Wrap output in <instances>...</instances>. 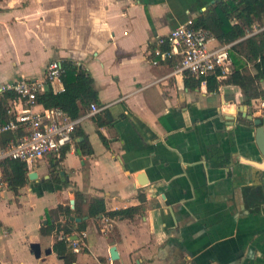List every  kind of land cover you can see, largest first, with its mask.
I'll list each match as a JSON object with an SVG mask.
<instances>
[{"label": "crops", "instance_id": "0c3cea01", "mask_svg": "<svg viewBox=\"0 0 264 264\" xmlns=\"http://www.w3.org/2000/svg\"><path fill=\"white\" fill-rule=\"evenodd\" d=\"M212 1L222 0H0V94L21 77L45 80L51 60H71L93 76L101 109H87L77 128L92 155L77 153L85 139L77 138L64 159L51 154L28 167L38 178L18 196L5 190L34 210L22 222L0 218V264H64L53 250L58 236L39 230L75 191L104 197L108 212L139 211L109 217L107 233L89 221L74 264H264V170H254L251 128V117L264 119L259 103L246 104L233 85L188 88L177 58L153 63L173 29Z\"/></svg>", "mask_w": 264, "mask_h": 264}, {"label": "trees", "instance_id": "16d2710c", "mask_svg": "<svg viewBox=\"0 0 264 264\" xmlns=\"http://www.w3.org/2000/svg\"><path fill=\"white\" fill-rule=\"evenodd\" d=\"M264 25V0H222L210 5L202 11L195 19V28L210 30L218 42L231 45L229 54L233 70L224 79L218 80L220 70L207 79L209 92H217L224 85L239 87L246 98V104L264 98V90L261 83L264 81V32L246 37V30L255 24ZM61 82L64 89L55 92L47 89L37 96V101L45 109L60 108L74 119L80 118L92 104L99 106L100 98L95 88V80L91 73L82 68L76 62L64 60L61 62ZM186 86L194 89L200 86L201 81L196 80L189 74H185ZM20 104L19 96L13 91L0 94V125L8 122L7 111ZM102 124L99 123V126ZM18 135V134H16ZM8 133L0 136V144L16 136ZM85 138L76 142L77 153L90 156L93 147L82 130H77L75 140ZM105 145L108 142L103 137ZM69 149L60 152L64 159ZM4 179L9 188L20 194V190L27 185L29 169L28 166L17 160H6L3 162ZM56 182V181H55ZM74 209L69 204H60L56 208L46 212V219L39 232L41 236H58L63 233L67 239L57 240L53 250L64 264L76 263L77 254L71 248L68 238L75 234L81 235L88 230L89 221H99L103 216L134 219L139 209L128 208L108 212L104 197L88 198L83 192L75 191ZM83 219L80 223L70 220L72 216Z\"/></svg>", "mask_w": 264, "mask_h": 264}, {"label": "built area", "instance_id": "2783aa9c", "mask_svg": "<svg viewBox=\"0 0 264 264\" xmlns=\"http://www.w3.org/2000/svg\"><path fill=\"white\" fill-rule=\"evenodd\" d=\"M195 19L180 24L168 36L169 48L158 49L154 52L155 65L161 60L178 59L176 71L180 74H189L202 84H207V79L220 70L218 80L226 78L231 73L232 61L230 58L231 45L219 44L214 34L204 28L194 27ZM264 32V25L255 24L246 30V37ZM163 42V41H162ZM214 42L215 46L209 47ZM218 43V44H217ZM62 65L60 61L51 60L46 67V79L29 81L23 77L15 83L4 86L1 91L15 92L20 98V104L9 108V120L0 125V136L12 133L18 134L4 145L0 144V191L9 189L4 179L3 162L17 160L31 167L34 163L46 156L60 152L75 145V133L81 119H74L60 108L44 107L38 110L37 101L39 93L48 89V85L60 80ZM263 99V98H261ZM255 100L264 114V100ZM91 112L99 113L101 109L92 104ZM100 230L107 233L112 228V220L103 216L100 220ZM77 237V238H75ZM67 239L60 233L58 240ZM86 233L75 234L68 238L71 248L75 253L85 249Z\"/></svg>", "mask_w": 264, "mask_h": 264}, {"label": "water", "instance_id": "95a60500", "mask_svg": "<svg viewBox=\"0 0 264 264\" xmlns=\"http://www.w3.org/2000/svg\"><path fill=\"white\" fill-rule=\"evenodd\" d=\"M215 3L216 2H212L211 4L214 5ZM204 10H206V8ZM251 121L253 122L251 128L254 131L253 140H252L253 145H254V147H252L253 148L252 156L256 158L255 161L258 164V165L254 164V170L256 174H261V172L264 170V162L263 163L260 162L264 160V119L261 117L256 118V119H254V117H251ZM37 178H38V174L36 172H30L28 174V182L33 181ZM74 204H75V201L71 200L70 205L72 209H74ZM70 220L75 223H80L83 221V219L77 218L75 216H72ZM31 252L37 259H40L42 257L41 246L38 243H34L31 245ZM45 253L46 255H51L52 250L49 249ZM110 256L112 260L119 259V254L117 252L116 247L113 246L111 248Z\"/></svg>", "mask_w": 264, "mask_h": 264}, {"label": "rangeland", "instance_id": "374dc122", "mask_svg": "<svg viewBox=\"0 0 264 264\" xmlns=\"http://www.w3.org/2000/svg\"><path fill=\"white\" fill-rule=\"evenodd\" d=\"M213 46H215L214 42H212L209 47L211 48ZM1 196H2V202L0 203V218L1 219L13 218V214H14L15 215L14 219L20 221L21 218L25 219V217H28L29 215H31V211L34 210L33 202L27 199H24L22 201L23 206H18L16 200L14 199V193L13 194L7 193L5 190H3V192L0 193V197ZM10 199L12 201H9ZM9 212L12 213V215L9 214ZM17 214L19 215L17 216ZM17 217H19V219H17ZM23 220H21L20 222H22ZM14 249H15V252H18V253H21L23 251V247L21 248L20 244L16 245Z\"/></svg>", "mask_w": 264, "mask_h": 264}]
</instances>
